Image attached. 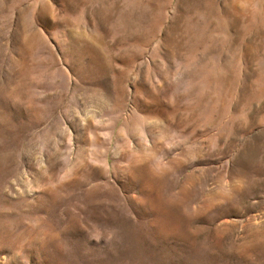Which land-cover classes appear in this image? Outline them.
I'll return each instance as SVG.
<instances>
[{"label":"rangeland","instance_id":"rangeland-1","mask_svg":"<svg viewBox=\"0 0 264 264\" xmlns=\"http://www.w3.org/2000/svg\"><path fill=\"white\" fill-rule=\"evenodd\" d=\"M0 264H264V0H0Z\"/></svg>","mask_w":264,"mask_h":264}]
</instances>
